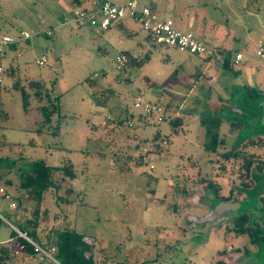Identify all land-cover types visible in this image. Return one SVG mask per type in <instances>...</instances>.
<instances>
[{"label": "rangeland", "instance_id": "1", "mask_svg": "<svg viewBox=\"0 0 264 264\" xmlns=\"http://www.w3.org/2000/svg\"><path fill=\"white\" fill-rule=\"evenodd\" d=\"M131 1L171 19L176 28L205 43L208 51L193 55L155 44L138 22L129 19L122 27L106 30L65 23L68 11L85 0L78 5L75 0H0V35L15 40L0 53L2 73L12 66L23 84L40 81L48 93L43 102L57 104V113L45 122L32 89L26 87L30 96L24 110L19 91L11 87L12 77L1 75L0 109L7 117L0 116V163H14L0 166V193L6 189L8 196L19 194L25 211L16 209L14 199L8 198L13 204L8 207L0 196V243H6L13 227L7 222L28 218L34 203L17 190L19 171H28L36 159L54 168L69 159L75 178H59L55 169L53 177L60 187L46 191L41 202L46 213L36 232L51 252L50 230L60 224L93 244L94 264H264V240L249 243L246 234L233 232L231 222L245 211L248 224L264 228V201L260 207L254 197L235 191L239 181L230 166L220 173L211 165L214 156L201 148L203 129L198 123L206 116L220 118L218 132L225 148L240 147L255 135L264 140V61L254 56L257 46L264 44V0ZM245 8L254 17L242 16ZM209 28L214 37L207 35ZM47 29L50 35L44 34ZM22 31L29 38L17 39ZM215 39L225 50L210 52ZM121 51L135 58L148 53V58L139 67L123 63L121 69L115 62ZM233 51L242 54L240 62L222 66V59L232 57ZM102 90L111 94L104 106L96 105L93 96H103ZM247 91L258 96L250 98ZM137 96L140 103L134 108ZM165 103V116L182 119L176 132L167 121L157 122L158 111L150 115L142 110L145 104L162 109ZM156 131L157 151L151 141ZM249 149L264 153V146ZM128 155L140 156L141 161L133 163ZM120 162L129 169L119 171ZM208 179L218 182L221 200L244 201L240 208L216 207ZM259 182L263 186L262 179ZM67 186L73 188L69 200L55 203L54 193L63 195ZM16 249L10 264H52L47 257Z\"/></svg>", "mask_w": 264, "mask_h": 264}, {"label": "trees", "instance_id": "2", "mask_svg": "<svg viewBox=\"0 0 264 264\" xmlns=\"http://www.w3.org/2000/svg\"><path fill=\"white\" fill-rule=\"evenodd\" d=\"M81 0H75L76 5L80 4ZM123 21H119L114 26L122 27ZM149 38L153 41L150 34H147ZM13 46V43L7 45ZM5 50V49H4ZM3 50V51H4ZM122 55L125 56L126 61L124 64H129L131 66L139 67L141 64L148 58V53L145 54L144 58H135L128 51H121ZM208 58V57H207ZM124 64L120 66V68H124ZM222 66L226 68H230V60L229 58H225L221 63ZM3 74H6L12 77L11 87L18 90L21 97V104L24 110L27 109L28 99L30 94L27 92L26 87L32 89V95L39 102L37 106V110L41 115L42 119L45 122H50L54 115L57 113V104L55 101L47 100L43 102L45 98L48 97V93L44 85L38 80H29L25 84L22 81L15 77V68L14 67H6L3 69ZM148 79L147 77L145 78ZM89 85H92V81L90 78L86 79ZM151 81H154L151 79ZM105 92V95H104ZM107 92V93H106ZM111 90H102L100 93L103 96H93L94 103L96 105L104 106L105 100L108 97ZM258 92L256 91H247V96L255 98L258 96ZM94 94V93H93ZM111 94V93H110ZM102 97V99H101ZM157 108L159 106L155 105ZM167 110V103L162 106V109L159 108L158 113L161 116V121H167L170 130L176 132L178 128H180L183 124L182 119L179 115H173L171 117L165 116L164 111ZM156 110H152L147 112V114L152 115ZM0 116L7 117L6 113L0 109ZM131 115H129L130 117ZM138 119H141V114H138ZM157 121V122H159ZM55 127L59 126L58 119H55ZM199 125L203 129L201 148L206 153L213 154L214 158L212 159L211 165H216V169L220 170V173H224L225 165L230 166V171L235 170L236 178L238 179V188L235 190L237 193H242L244 197L250 196L257 199V203L260 207H262V201H264V153L261 151H253L249 148H262L264 146V140L261 139L260 135H255L248 137L244 143L240 147L236 148H225V142L222 135L218 132V127L221 123V119L218 117L206 116L198 120ZM239 127V124L231 123V127ZM264 131V130H262ZM159 132L156 131L151 136V141L154 144V150L157 151L159 139ZM254 137V138H253ZM164 142V140L162 141ZM0 144H4L2 136L0 135ZM130 160H133V163H138L141 161V157L138 156L133 158L131 155H128ZM1 160V159H0ZM14 160H9L4 163H0V166H11ZM210 159L208 163H210ZM124 162H120L119 171L125 172L129 169V167H124ZM233 166H236L235 168ZM57 170L59 174V178H68L69 180H73L75 178V173L72 168V164L69 159L65 165L57 167H51L45 164L41 159H36L31 162L30 168L28 171L24 172L22 170L19 171V182L17 184V190L21 191L22 196L27 201H33V206L30 209V216L28 218H16L13 222H9L13 227H16L21 233H24L26 237H28L31 241L39 244L43 249L47 250L48 245L42 246L40 239L37 236L36 228L40 221V216L45 215L46 209L41 207V202L43 199V194L50 190H56L60 187L59 181L53 177V171ZM262 179L263 186L259 182ZM4 182L10 185V180L6 179ZM218 182H211L208 179L206 186L211 190L213 197L216 199L217 203L220 201L228 202L229 200H221L218 196ZM231 191V190H229ZM8 191L4 189L3 193H0V196L7 194ZM73 193V188L71 186L64 187V194H55V203L68 201L70 195ZM2 197V198H3ZM245 197V198H246ZM219 198V199H218ZM9 199L15 200L18 202L16 204V209L19 211H25L24 207H20L19 199L20 195L17 196H9ZM237 201V200H234ZM239 202V207L244 201ZM237 208V209H238ZM235 209V210H237ZM15 210V213H17ZM21 217V216H20ZM232 225L233 232L235 234H246L248 236L249 243H255L259 240H264V228L261 225L253 222V224H248L249 222V214L245 211L239 212L234 216ZM50 235L53 236V245L54 248L52 252L53 258H55L61 264H94V259L91 253V248L93 244L86 241V237L84 234L76 232L74 229L68 226H60L54 230H50ZM48 238H51L47 236ZM16 247H20L23 252L28 255H38L39 257H44L33 251L32 245L23 237H21L14 229H10L8 241L6 243H0V264H10L8 260H10L13 256V252L17 249ZM49 250V249H48ZM223 253V252H221Z\"/></svg>", "mask_w": 264, "mask_h": 264}, {"label": "built area", "instance_id": "3", "mask_svg": "<svg viewBox=\"0 0 264 264\" xmlns=\"http://www.w3.org/2000/svg\"><path fill=\"white\" fill-rule=\"evenodd\" d=\"M79 7L72 8L68 11L69 18L65 20V23H72L79 27L81 24H87L88 26L97 30H106L110 26H114L119 21L129 19L134 22H138L140 27L151 35L155 44H161L165 46H172L179 51L193 54L203 55L208 51V47L205 43L194 38L189 32L182 31L173 25V22L169 18H159L158 15L148 7L137 6L133 1L128 0L123 4H114L107 0H85ZM45 35H50V30L44 31ZM29 34L22 31L20 37L17 39H27ZM15 40L8 35H0V53L3 52L5 47ZM254 56L264 61V45H258L254 51ZM242 54L235 52L233 54V62L241 60ZM126 61L125 56L119 54L115 57L116 67L121 66ZM43 58L36 60L37 64H41ZM2 75V66L0 64V79ZM140 103V97L137 96L132 102V106L137 108ZM142 110L147 113L152 110H159L155 105L145 104ZM161 119V116H157V121ZM153 169L152 166L149 167ZM1 191V189H0ZM8 194L4 195V199L8 201L7 206L13 207V204L8 200ZM7 221V220H6ZM10 224L9 222H7ZM33 247V251L47 257L51 260L52 264H61L52 256L51 250L43 249L39 244L31 241L22 235Z\"/></svg>", "mask_w": 264, "mask_h": 264}, {"label": "crops", "instance_id": "4", "mask_svg": "<svg viewBox=\"0 0 264 264\" xmlns=\"http://www.w3.org/2000/svg\"><path fill=\"white\" fill-rule=\"evenodd\" d=\"M246 9V13L245 14H242V16H248V18H249V16L250 17H254V14H253V12L252 11H250L249 10V8L247 9V8H245ZM192 20V19H191ZM194 20V19H193ZM190 21V20H189ZM122 25H124V23L122 24ZM207 35L208 36H212V37H214L215 35H216V33H214V32H212V30L209 28L208 29V32H207ZM232 39H237L236 37H232ZM261 45H264V44H261ZM222 50H225V47L223 46V43L222 42H219L217 39H215V41H214V47H212V48H210V52H214V51H222ZM235 52H239V51H233V53H232V57L230 56L229 57V60H230V64L232 65V61H233V54L235 53ZM206 57H209V56H207L206 55ZM243 57V56H242ZM225 59V58H224ZM224 59H222V61H221V63L224 61ZM242 59V58H241ZM238 62H240V60L238 61ZM238 62H236V63H238ZM235 63V62H234ZM246 72H248V69H246ZM211 79L213 80V78L211 77ZM258 91H261V90H258ZM262 92H263V90H262ZM219 104H220V102H219ZM261 105V104H260ZM235 126V125H234ZM10 226H12L11 224H9ZM12 229H13V227H12ZM7 241H8V238H7ZM6 241V242H7ZM5 242V241H4Z\"/></svg>", "mask_w": 264, "mask_h": 264}, {"label": "water", "instance_id": "5", "mask_svg": "<svg viewBox=\"0 0 264 264\" xmlns=\"http://www.w3.org/2000/svg\"><path fill=\"white\" fill-rule=\"evenodd\" d=\"M239 202L237 201H230V202H224V201H220L217 203L216 207L218 208H223V209H229V210H235L236 208L239 207ZM13 229L18 232L20 235H23V233H21L19 230H17L16 228L13 227Z\"/></svg>", "mask_w": 264, "mask_h": 264}, {"label": "flooded vegetation", "instance_id": "6", "mask_svg": "<svg viewBox=\"0 0 264 264\" xmlns=\"http://www.w3.org/2000/svg\"><path fill=\"white\" fill-rule=\"evenodd\" d=\"M232 201H234V200H232ZM235 211V210H234ZM207 215H209V213H206L204 216L206 217ZM215 224V226H217V223H214ZM213 225V224H212Z\"/></svg>", "mask_w": 264, "mask_h": 264}]
</instances>
